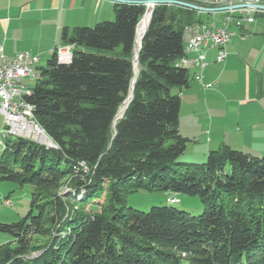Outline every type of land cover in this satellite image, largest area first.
Masks as SVG:
<instances>
[{
  "label": "trees",
  "instance_id": "obj_1",
  "mask_svg": "<svg viewBox=\"0 0 264 264\" xmlns=\"http://www.w3.org/2000/svg\"><path fill=\"white\" fill-rule=\"evenodd\" d=\"M166 7L153 9L132 101L114 125L146 7L115 3L113 19L62 31L69 60L51 55L26 98L55 148L3 139L0 182L32 192L19 222L0 223L10 237L0 264H264V154L224 146L202 163L183 159L188 140L171 89L189 86L177 62L184 31L201 20ZM140 191L164 194L166 205L128 206ZM179 196L198 198L201 213L171 207Z\"/></svg>",
  "mask_w": 264,
  "mask_h": 264
},
{
  "label": "crops",
  "instance_id": "obj_2",
  "mask_svg": "<svg viewBox=\"0 0 264 264\" xmlns=\"http://www.w3.org/2000/svg\"><path fill=\"white\" fill-rule=\"evenodd\" d=\"M114 4L108 0H0V49L9 58L23 51L50 58L52 48L65 45L64 29L111 20ZM197 16L217 26L224 18L222 13ZM231 31L226 60L216 63L217 50H205L208 65L191 70L189 86L176 92L181 100L177 127L188 140L183 154L188 162H204L209 152L224 146L252 156L264 154V12L255 14L252 23L232 26ZM188 37L189 33L185 43ZM195 74L202 75V83L194 81ZM206 83H213V88L205 89L202 84Z\"/></svg>",
  "mask_w": 264,
  "mask_h": 264
},
{
  "label": "built area",
  "instance_id": "obj_3",
  "mask_svg": "<svg viewBox=\"0 0 264 264\" xmlns=\"http://www.w3.org/2000/svg\"><path fill=\"white\" fill-rule=\"evenodd\" d=\"M182 3L188 4V1H182ZM235 6L245 7L232 9ZM255 6H264V3L261 0H252V3H243V0H205V4L196 6L198 10L194 11L197 14H215L216 12L207 11L223 7L230 9L222 12L224 18L220 26L214 22H201L187 28L189 37L184 43V55L178 60V66L182 67V62H189V69H186L188 72L206 67L208 63L205 50L209 49L217 50L216 63L224 62L227 58L225 46L233 36L231 27H240L245 22L252 23L255 14L264 12L255 9ZM60 48H68V55H60ZM71 50V46H55L49 51V55L56 54L60 61L66 62L71 56ZM38 59H40L39 55H32L29 51L20 52L13 58H9L0 49V117L3 118L4 130H19L21 134L31 135V141L45 145L50 140L37 123L32 105L26 100L31 94V88L25 82L27 80L36 82L39 79L38 72L34 71L35 60ZM193 79L198 83L203 82L200 74H195ZM202 85L205 89H211L214 86L213 83Z\"/></svg>",
  "mask_w": 264,
  "mask_h": 264
},
{
  "label": "rangeland",
  "instance_id": "obj_4",
  "mask_svg": "<svg viewBox=\"0 0 264 264\" xmlns=\"http://www.w3.org/2000/svg\"><path fill=\"white\" fill-rule=\"evenodd\" d=\"M169 11L175 12L177 18L185 19L186 11L183 7L176 5H167L166 7ZM180 8V9H179ZM194 19H197L194 17ZM202 21H205V17L202 16ZM188 33L184 31L183 38L186 39ZM65 46V45H64ZM68 49V48H65ZM117 53V52H115ZM49 58L43 56L40 58L39 63L36 65L35 72L39 73V69L46 67V61ZM139 69V68H138ZM35 82L27 80L25 84L32 87ZM177 89L172 88L171 94H176ZM3 131V132H2ZM5 136H10V138H16L14 135L8 133L4 130L3 118L0 117V152L3 144V139ZM38 144V143H37ZM47 144V143H46ZM42 146L43 145L41 144ZM202 163V162H199ZM65 192L70 191V188H63ZM32 187L30 185H17L9 182H0V223L11 224L19 222L28 212L30 206ZM180 202L172 205L171 207L184 210L192 215H199L202 211V204L196 197L179 196ZM127 205L135 208L139 211L147 212L151 207L154 206H165L166 196L164 194H153L144 191L131 194L127 197ZM96 211L97 208L95 209ZM10 237L5 234L0 233V245L3 243H8ZM38 253V252H37ZM35 253L34 255H37Z\"/></svg>",
  "mask_w": 264,
  "mask_h": 264
},
{
  "label": "water",
  "instance_id": "obj_5",
  "mask_svg": "<svg viewBox=\"0 0 264 264\" xmlns=\"http://www.w3.org/2000/svg\"><path fill=\"white\" fill-rule=\"evenodd\" d=\"M108 1H111L113 3L138 4V5H142V6H146V4L150 3L151 5H153V9H154L155 6H160V5H176V6L187 8V9H190V10H198V8L196 6H193V5L187 4V3L173 1V0H108ZM244 7L245 6H235V7H232V9H239V8H244ZM254 8L257 9V10L264 11V6H255ZM229 9H230L229 7H223V8H219V9L213 10V11H207V12L222 13V12L227 11ZM152 14H153V11L151 13V16H152ZM151 16H150V18H151ZM148 25H149V23H148ZM148 25H147V27H148ZM147 27H146V29H145L142 37H141V40H142L146 30H147ZM136 36H137V28H136V33H135L134 45H135V42H136ZM140 48H141V41H140V45H139V48H138V51H137V54H136L137 62H138V55H139ZM134 55H135V49H134V54H133V58H132L133 78L131 80V86H130V90H129V95L123 101V103L121 104V106H122L125 102H127L126 103V108L128 107V105L132 101V98H133V87L135 85V82H136V79H137V76H138V74H137L136 78L134 77ZM126 108H125V110H126ZM123 114L120 117H117V114H116L115 120L113 122V125L115 124L116 120L122 118ZM114 135H115V132H114ZM45 145H46L47 148H55V145H54V143L51 140H50V142H47V144H45Z\"/></svg>",
  "mask_w": 264,
  "mask_h": 264
},
{
  "label": "bare ground",
  "instance_id": "obj_6",
  "mask_svg": "<svg viewBox=\"0 0 264 264\" xmlns=\"http://www.w3.org/2000/svg\"><path fill=\"white\" fill-rule=\"evenodd\" d=\"M173 1H177V2H182V1H188V4L194 5V6H201V4H205V0H173ZM243 3H252V0H243ZM146 9L145 12L142 16V18L139 20V24L137 26V36H136V42H135V55H134V77L136 78L138 71H139V67H138V62L136 60V54L140 45V39L149 23V19L151 16V13L153 11V5H151L150 3L146 4ZM68 49L65 48H60V52H64ZM39 60H35V67L36 65L39 63ZM182 68L184 69H189V62H182ZM126 103L125 102L120 108L119 111L117 113V117H120L126 108ZM9 134L14 135L16 138H22L25 140H30L31 141V135L29 134H21L19 130H7ZM170 204L176 203L177 201H173V200H168L167 201Z\"/></svg>",
  "mask_w": 264,
  "mask_h": 264
}]
</instances>
